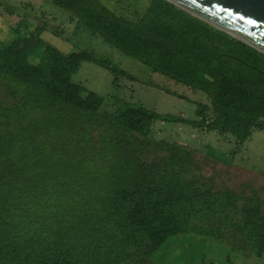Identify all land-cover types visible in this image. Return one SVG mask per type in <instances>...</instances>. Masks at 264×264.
Returning a JSON list of instances; mask_svg holds the SVG:
<instances>
[{
	"label": "trees",
	"instance_id": "16d2710c",
	"mask_svg": "<svg viewBox=\"0 0 264 264\" xmlns=\"http://www.w3.org/2000/svg\"><path fill=\"white\" fill-rule=\"evenodd\" d=\"M51 1L210 104L196 103V121L135 103L101 113L103 97L73 81L81 63L115 85L135 76L45 44L41 27L13 30L0 43V264H142L181 233L261 257L264 200L200 182L194 149L152 133L157 122L182 124L247 143L264 131V54L166 0L132 18L104 0Z\"/></svg>",
	"mask_w": 264,
	"mask_h": 264
},
{
	"label": "rangeland",
	"instance_id": "374dc122",
	"mask_svg": "<svg viewBox=\"0 0 264 264\" xmlns=\"http://www.w3.org/2000/svg\"><path fill=\"white\" fill-rule=\"evenodd\" d=\"M104 1L114 13L131 18L132 11L143 12L150 2ZM24 22L28 26L22 24ZM38 27L44 29L40 39L45 44L63 53L85 50L101 55L136 77L137 80H131L119 76L115 85L114 75L108 70L89 62L81 63L73 81L103 97L101 113L113 114L123 104L135 103L159 114L196 121L199 120L196 103L210 104L205 94L154 73L138 60L116 50L51 0H0L1 44L14 40L15 29L31 32ZM152 136L192 147L195 151L193 174L200 182L211 184L216 190H232L264 200V131H255L247 143L239 145L228 134L157 122ZM142 264H264V254L250 258L241 249L233 251L229 241L222 243L205 236L181 233L169 238Z\"/></svg>",
	"mask_w": 264,
	"mask_h": 264
},
{
	"label": "water",
	"instance_id": "95a60500",
	"mask_svg": "<svg viewBox=\"0 0 264 264\" xmlns=\"http://www.w3.org/2000/svg\"><path fill=\"white\" fill-rule=\"evenodd\" d=\"M264 54V0H166Z\"/></svg>",
	"mask_w": 264,
	"mask_h": 264
}]
</instances>
